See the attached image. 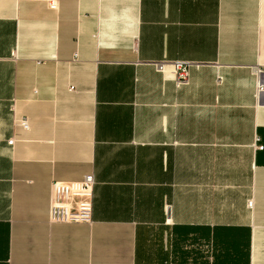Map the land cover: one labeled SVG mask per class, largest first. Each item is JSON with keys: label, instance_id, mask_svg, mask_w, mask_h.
<instances>
[{"label": "crops", "instance_id": "0c3cea01", "mask_svg": "<svg viewBox=\"0 0 264 264\" xmlns=\"http://www.w3.org/2000/svg\"><path fill=\"white\" fill-rule=\"evenodd\" d=\"M48 1L0 0V264H264V0Z\"/></svg>", "mask_w": 264, "mask_h": 264}, {"label": "built area", "instance_id": "2783aa9c", "mask_svg": "<svg viewBox=\"0 0 264 264\" xmlns=\"http://www.w3.org/2000/svg\"><path fill=\"white\" fill-rule=\"evenodd\" d=\"M51 8H55V0H49ZM190 61L175 59L171 61L157 62V68L166 71L167 68L172 72L176 86H181L189 80ZM19 123L28 127L25 117ZM14 138H9L8 143H12ZM262 147L261 144L258 145ZM94 175L86 172L79 179L61 180L54 179L50 184L48 219L50 222H91L94 196ZM252 198L247 199V205L252 206Z\"/></svg>", "mask_w": 264, "mask_h": 264}]
</instances>
